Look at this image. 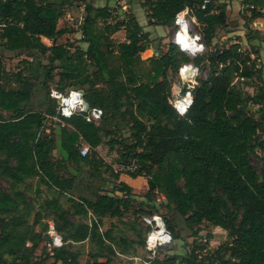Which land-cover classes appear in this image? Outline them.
<instances>
[{
	"label": "trees",
	"instance_id": "1",
	"mask_svg": "<svg viewBox=\"0 0 264 264\" xmlns=\"http://www.w3.org/2000/svg\"><path fill=\"white\" fill-rule=\"evenodd\" d=\"M74 1L0 0V47L31 53L11 72L0 55V177L9 182V191L0 186V264H78L75 244L83 241L90 245L85 264H120L116 255L128 254L134 244L146 250L149 227L143 241L127 245L112 228L100 230L103 217H123L132 206V187L124 181L114 189L121 195L103 190L104 170L115 179L121 176L99 155L97 147L104 142L117 154L118 166L137 163L123 171L146 178L147 201L164 197L171 218L164 222L173 240L178 226L189 231L192 242L202 243L187 255L155 257L149 264H264V88L255 86L250 95L241 85L251 86L252 75L239 43L211 46L226 23L225 1L141 0L150 25L171 27L177 12L191 11L208 50L188 60L173 41L165 51L143 58L150 33L129 13L113 21V0H100L102 5L79 0L84 13L78 41L85 47L59 43L58 37L74 31L58 26L63 7ZM243 3L251 18H264V0ZM121 29L125 38L115 44L111 36ZM183 62L208 70L197 78L192 104L180 116L170 103L169 74L177 75ZM50 83L60 91L82 89L90 107L103 109L100 121L87 122L82 114L46 120L57 106L49 96ZM35 87L43 92L34 103ZM244 99L256 105L253 115L242 109ZM80 141L88 145L85 155ZM256 157L260 169L252 162ZM83 169L85 179L79 176ZM34 178L50 191L36 194L37 209L26 195L27 181ZM43 210L47 218L37 230ZM72 215L88 221L71 220ZM49 219L64 241L53 254L41 246ZM203 222L226 232L214 251L205 247L211 235L200 233ZM201 251L205 257L199 259Z\"/></svg>",
	"mask_w": 264,
	"mask_h": 264
},
{
	"label": "rangeland",
	"instance_id": "2",
	"mask_svg": "<svg viewBox=\"0 0 264 264\" xmlns=\"http://www.w3.org/2000/svg\"><path fill=\"white\" fill-rule=\"evenodd\" d=\"M90 3H94L95 5H102L104 2L100 0H85ZM227 4L226 7V23L221 26L216 33L215 38L212 41V45L222 46L224 44L230 42L239 43L242 51L244 52V60L248 70L251 73V86H246L243 82H240L244 89L252 95L255 93V86H262L264 88V18L256 17L251 18V12L246 4L243 3V0H224ZM84 2V1H83ZM141 0H113L111 1L110 8L112 10L113 21L118 19H122L126 14L134 15L138 21L144 23L143 27L149 30V41L148 48L142 53V57H149L151 51L150 49L154 48L156 52L159 53L165 51L167 44L172 42L173 34L176 30V25L173 23L171 27H164L160 25H150L147 23L146 15L143 8L140 5ZM84 6L82 1L75 0L71 7L64 6L63 14L58 20L59 27H66L67 29H74V31L70 30L65 32L63 35L58 37L57 41L59 43L65 42H73L78 44L80 47H85V44L79 42V38L81 37L79 32V24L82 20V15L84 13ZM188 19L189 26L191 32H198L197 25L195 21H192L191 11H188ZM145 31V30H144ZM112 41L116 44L120 41H123L125 38V32L123 29L117 31L112 36ZM167 38L164 43L162 40ZM46 44H50L47 40L43 39ZM205 49L208 50V47L205 46ZM183 53V52H182ZM0 55L4 61L5 68L8 71H17L20 68V60L29 57L31 53L27 51L22 52H8L0 47ZM200 55V54H198ZM188 55L183 53L182 57L184 60H188ZM198 66V77H205L207 75L208 68L205 65L195 64ZM170 79V88H171V97L172 99L179 91L182 89L181 81L178 75L169 74ZM53 83H50L49 86H53ZM100 86H103L101 84ZM36 88V94L32 97V102H37L40 98V93L43 91L38 87ZM242 109L249 115H253L255 112L256 105L252 104L251 100L244 99L241 104ZM123 135H128L126 129L123 130ZM99 155L102 157L104 163L111 167L112 170H117L119 173L124 176L123 170H120L121 166L115 162L117 159V154L115 151H109L107 144L104 142L97 147ZM53 155L55 157L58 156L57 152H54ZM253 164L260 169L261 161L258 157L252 158ZM80 178L85 179L86 173L85 169L81 170L79 174ZM102 177L104 178V182L102 184L104 192L113 194V195H121L120 192L114 191L115 187H117L119 181L122 179L119 176V179H115L111 174L110 170H104L102 172ZM126 177V176H124ZM132 191H131V201L132 206L131 209L124 214L123 217H103L102 223L100 226L101 231H105L106 229L112 228L116 236H120L122 238V242L124 244H129L130 241L141 242L144 240L145 233L147 232V228L149 227L143 220V216L145 214L141 213L140 210L147 209L152 210L153 214H159L162 219L171 220L169 217L170 210L162 204V200L158 201L156 199H150L147 201L145 197V193L147 191L146 178L143 176L132 177ZM27 184L31 187L26 189V195L28 199L34 202L36 199V194L38 192L41 193V197L49 196L50 191L44 186L36 184V178L32 180H28ZM0 186L9 191V182L4 177H0ZM64 206L67 207V203L64 198L62 199ZM35 207L37 209V204L35 203ZM47 211L43 210L40 217V222L35 226L38 230L45 223V218H47ZM71 220L75 221H88L87 217L81 218L79 216H70ZM33 217H29L28 221L31 223ZM200 227L201 234L210 233L211 237L208 238V242L205 245L206 249L209 251H214V249L223 243L226 240V232L219 227H212L208 225L206 222H203ZM175 233H177V238H174L172 244L162 247L157 250L156 256L158 260L163 259L169 255H187L189 251L193 247H199L202 243H199L198 240L196 242H192V237L188 236L189 231L175 226ZM43 243L41 244V246ZM40 248L36 251V257L40 256L42 251ZM75 248L79 251L78 256V264H85V261L88 259V251L90 249V245L87 241H83L75 244ZM132 248L134 250H132ZM128 254H117L115 260L120 264H144L143 260L147 257V251L143 248V246H138L134 244L130 246L127 251ZM204 251L199 253V259L204 256ZM136 257L135 260L132 257ZM205 257V256H204ZM51 261L48 260V263ZM158 264V263H156ZM179 264V263H174Z\"/></svg>",
	"mask_w": 264,
	"mask_h": 264
},
{
	"label": "built area",
	"instance_id": "3",
	"mask_svg": "<svg viewBox=\"0 0 264 264\" xmlns=\"http://www.w3.org/2000/svg\"><path fill=\"white\" fill-rule=\"evenodd\" d=\"M203 7V6H202ZM189 9L186 7L176 13L174 23L176 30L173 34L172 41L177 46L179 51L185 53L189 57H196L205 50L204 43L198 32H191L188 19ZM195 21L194 17L191 19ZM180 31L186 34V38L179 36ZM194 43V50L188 53L184 46L187 47V42ZM199 68L192 62H183L179 65L177 75L181 81L182 89L170 99V103L174 110L180 115L184 116L190 108L193 100L192 89L197 84ZM82 89L69 88L65 91H60L54 86H50L49 96L57 103L56 114L45 115L46 120L53 123L61 122V117L69 118L75 114H82L85 121L98 123L103 115V109L98 106L90 107L88 105L85 108L84 94ZM88 104V103H87ZM80 154L85 155L88 151V145L83 141H80ZM137 166V163L132 161L124 164L120 167V170L132 171ZM164 197L157 195L156 200L161 201ZM144 222L149 226V230L145 238V248L147 250V257L144 260V264H149L156 256L157 250L173 242L171 233L167 230L164 220L159 214L145 215L143 216ZM47 240L43 243L46 251L49 254H53L54 250L60 248L64 241L62 235L55 227L53 220L47 221L46 228ZM206 241L205 238L202 239ZM135 260V256L132 257Z\"/></svg>",
	"mask_w": 264,
	"mask_h": 264
},
{
	"label": "crops",
	"instance_id": "4",
	"mask_svg": "<svg viewBox=\"0 0 264 264\" xmlns=\"http://www.w3.org/2000/svg\"><path fill=\"white\" fill-rule=\"evenodd\" d=\"M139 23L143 26V25H145L144 23H142V22H140L139 21ZM143 29L145 30V31H148L149 32V30H147L145 27H143ZM43 39H45V40H47L48 42H50L48 39H46V38H43ZM167 38H165L164 40H162V42L164 43L165 41H167L166 40ZM150 51H151V53L149 54L150 56L153 54V53H155L156 52V50L154 49V48H152V49H150ZM124 176H126V177H124ZM124 176H120V178L122 179V181H124L125 183H127L128 185H130V186H132V177H130V176H128V175H124ZM134 180V179H133ZM214 227H218V226H214ZM220 228V227H219Z\"/></svg>",
	"mask_w": 264,
	"mask_h": 264
},
{
	"label": "bare ground",
	"instance_id": "5",
	"mask_svg": "<svg viewBox=\"0 0 264 264\" xmlns=\"http://www.w3.org/2000/svg\"><path fill=\"white\" fill-rule=\"evenodd\" d=\"M179 36L182 37V38H186V34L182 31H180L179 33ZM187 47L184 46V49L188 52V53H191L193 50H194V43L188 41L187 42Z\"/></svg>",
	"mask_w": 264,
	"mask_h": 264
},
{
	"label": "water",
	"instance_id": "6",
	"mask_svg": "<svg viewBox=\"0 0 264 264\" xmlns=\"http://www.w3.org/2000/svg\"><path fill=\"white\" fill-rule=\"evenodd\" d=\"M82 94H84V91H82ZM88 107V104L87 103H85V108H87Z\"/></svg>",
	"mask_w": 264,
	"mask_h": 264
}]
</instances>
